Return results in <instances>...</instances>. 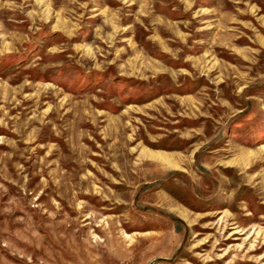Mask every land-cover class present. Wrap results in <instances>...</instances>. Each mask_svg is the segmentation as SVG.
Here are the masks:
<instances>
[{"label": "rangeland", "instance_id": "374dc122", "mask_svg": "<svg viewBox=\"0 0 264 264\" xmlns=\"http://www.w3.org/2000/svg\"><path fill=\"white\" fill-rule=\"evenodd\" d=\"M0 264H264V0H0Z\"/></svg>", "mask_w": 264, "mask_h": 264}]
</instances>
